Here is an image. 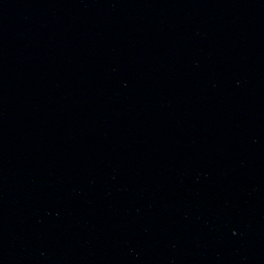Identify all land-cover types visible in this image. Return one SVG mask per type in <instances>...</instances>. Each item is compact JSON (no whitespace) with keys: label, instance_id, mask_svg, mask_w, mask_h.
<instances>
[{"label":"water","instance_id":"water-1","mask_svg":"<svg viewBox=\"0 0 264 264\" xmlns=\"http://www.w3.org/2000/svg\"><path fill=\"white\" fill-rule=\"evenodd\" d=\"M0 264H264V0H0Z\"/></svg>","mask_w":264,"mask_h":264}]
</instances>
